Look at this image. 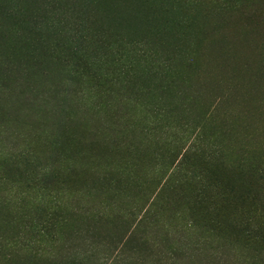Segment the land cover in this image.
Segmentation results:
<instances>
[{"label":"rangeland","instance_id":"rangeland-1","mask_svg":"<svg viewBox=\"0 0 264 264\" xmlns=\"http://www.w3.org/2000/svg\"><path fill=\"white\" fill-rule=\"evenodd\" d=\"M263 203L264 0H0V264H264Z\"/></svg>","mask_w":264,"mask_h":264},{"label":"trees","instance_id":"trees-1","mask_svg":"<svg viewBox=\"0 0 264 264\" xmlns=\"http://www.w3.org/2000/svg\"><path fill=\"white\" fill-rule=\"evenodd\" d=\"M15 19H16V17H15ZM17 22H19V21H17ZM29 31H31L32 32V34L35 36H39L40 37V40H41V44H44V43H46V44H50V41L49 40H47V38L48 37H51V34H53L54 35V32H50L49 30H47L46 28H45V26H38L37 24H35V25H33V28H31ZM47 40V41H46ZM46 41V42H45ZM57 46H58V43L57 42H55L54 44H53V46H52V49H55V48H57ZM81 62H83L82 64H80L79 65V63H81ZM79 63H78V65H76V67H78V69L79 70H81V71H79V72H82L83 73V75H85V76H89L90 74H85L86 73V71H88V70H90L91 69V66L89 65V62L88 61H86V60H79ZM85 72V73H84ZM95 79V77L93 76L92 77V80H94ZM100 80H102V83H100ZM105 82H107V80L106 81H104V79H103V77L101 76V77H99V78H97V81H96V83H97V85H101V86H105L107 83H105ZM32 159L31 158H28V160H27V162L29 163L30 161H31ZM23 175V174H22ZM261 178L260 179H263V177H262V173H261ZM52 181H53V177L52 176H50V175H47V174H45V175H43V177L42 178H40V179H35V180H30V181H28V183L30 184H32L33 186H35V188H38L39 186H44V185H47V184H49V183H52ZM199 197H200V195H199ZM264 204V203H263ZM263 210H264V207H263ZM264 212V211H263ZM241 232H242V234H244V235H247L249 238H252V237H254L255 235H257L258 234V231H257V229L256 228H252L250 225H248V224H244V226L242 227V229H241ZM263 240H264V238H263ZM33 249H34V247H33ZM35 251V250H34ZM39 251L40 250H38V251H36V253H35V255L37 256V257H44V254H40L39 253ZM245 263H248V264H259L258 263V261H252V260H249V261H245Z\"/></svg>","mask_w":264,"mask_h":264}]
</instances>
